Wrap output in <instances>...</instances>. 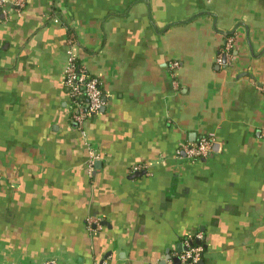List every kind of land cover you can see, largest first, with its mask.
<instances>
[{"label": "crops", "instance_id": "0c3cea01", "mask_svg": "<svg viewBox=\"0 0 264 264\" xmlns=\"http://www.w3.org/2000/svg\"><path fill=\"white\" fill-rule=\"evenodd\" d=\"M5 10L0 264H174L178 245L196 240L203 264H264V0H26L20 11L7 0ZM69 51L104 94L86 123L92 173L70 120ZM202 137L214 139L207 158L177 154Z\"/></svg>", "mask_w": 264, "mask_h": 264}, {"label": "built area", "instance_id": "2783aa9c", "mask_svg": "<svg viewBox=\"0 0 264 264\" xmlns=\"http://www.w3.org/2000/svg\"><path fill=\"white\" fill-rule=\"evenodd\" d=\"M7 0H0V16L6 14L5 4ZM55 3L61 0H52ZM13 4L17 11L23 9L26 5V0H13ZM54 23L62 22L60 16H53ZM63 23V22H62ZM73 42V39L69 40V44ZM234 38L229 37L224 44L223 52L225 55L230 56ZM70 56L67 62V66L64 71V83L69 90L70 103L69 114L72 125L78 130L83 143L88 149L89 158L87 160V168L90 173L93 172L94 164L99 160V154L94 148L93 144L89 140L86 123L90 118H93L100 112L104 105L103 101V89L101 82L98 78L92 76L87 68L81 65L76 58L69 51ZM218 64L223 62L222 54L217 58ZM170 76L173 79V88L178 90L179 83L177 82V72L181 69L182 63L175 59L168 63ZM213 138L202 137L197 143H183L179 148L177 154L184 155L188 160H196L207 158L212 152ZM139 168H134V171H138ZM87 225L90 230H97L101 228L100 220L96 218L88 219ZM204 249L201 245H194L193 243L186 244V250L179 255L180 264H199L203 259ZM50 264H57L52 262ZM168 264H173L172 261H168Z\"/></svg>", "mask_w": 264, "mask_h": 264}, {"label": "water", "instance_id": "95a60500", "mask_svg": "<svg viewBox=\"0 0 264 264\" xmlns=\"http://www.w3.org/2000/svg\"><path fill=\"white\" fill-rule=\"evenodd\" d=\"M200 243H201V241H199V240H196V245H200ZM186 249L184 248V249H182L179 245H178V247H177V251H178V253H179V255L183 252V251H185ZM174 264H180V259H179V256L174 260ZM199 264H203V260H201L200 262H199Z\"/></svg>", "mask_w": 264, "mask_h": 264}]
</instances>
